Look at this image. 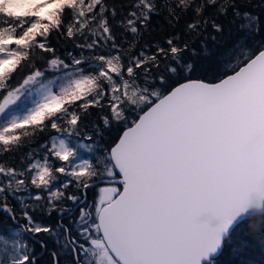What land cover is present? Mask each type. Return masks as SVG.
<instances>
[{"label": "snow or ice", "instance_id": "6c2138e0", "mask_svg": "<svg viewBox=\"0 0 264 264\" xmlns=\"http://www.w3.org/2000/svg\"><path fill=\"white\" fill-rule=\"evenodd\" d=\"M256 239L264 0H0V264H220Z\"/></svg>", "mask_w": 264, "mask_h": 264}, {"label": "trees", "instance_id": "16d2710c", "mask_svg": "<svg viewBox=\"0 0 264 264\" xmlns=\"http://www.w3.org/2000/svg\"><path fill=\"white\" fill-rule=\"evenodd\" d=\"M112 136L115 135L113 132ZM111 137L106 136V139ZM264 257V245H262L259 239L253 241V249L251 254L235 255L232 252L227 253L220 261V264H249V261L255 259L259 261Z\"/></svg>", "mask_w": 264, "mask_h": 264}]
</instances>
